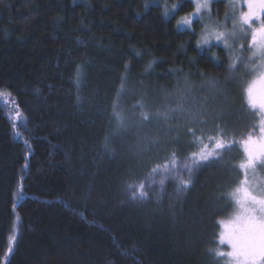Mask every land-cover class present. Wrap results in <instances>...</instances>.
Instances as JSON below:
<instances>
[{
  "label": "trees",
  "instance_id": "1",
  "mask_svg": "<svg viewBox=\"0 0 264 264\" xmlns=\"http://www.w3.org/2000/svg\"><path fill=\"white\" fill-rule=\"evenodd\" d=\"M226 4L183 27L192 0H0V89L11 93L0 99V264L13 228L6 264H226L210 250L225 251L217 222L233 212L224 197L243 179L241 152L183 192L151 174L172 151L179 166L198 150L192 132L222 125L232 140L258 123L238 87L252 79L251 33ZM122 83L123 125L112 107ZM141 182L148 198L130 200L127 184Z\"/></svg>",
  "mask_w": 264,
  "mask_h": 264
},
{
  "label": "snow or ice",
  "instance_id": "2",
  "mask_svg": "<svg viewBox=\"0 0 264 264\" xmlns=\"http://www.w3.org/2000/svg\"><path fill=\"white\" fill-rule=\"evenodd\" d=\"M196 5V12L190 14L198 17L201 8L208 7V0H192ZM247 11L239 17L240 31L243 39L247 41V34L251 33L250 41H247V50L251 55L243 62L245 74L252 77L250 80H241L238 85L243 101L241 110L247 109L250 114L258 118V123L250 125L251 130L247 134H241L239 139L228 140V132L222 125H217L212 135L201 134L196 137L192 132L193 145L197 151L190 152L182 164L178 166L176 151L170 153L169 158L163 164H156L151 168V174L163 171L165 178H171L177 182V191L183 192L192 184V178L206 165L218 163L226 151L235 148L241 152V159L235 169L243 175L238 184L227 192L224 199L226 208H233L232 214L227 220L218 221L221 225L219 244L227 245L228 250H210L218 257L226 258V264H264V182L254 183L249 180V173L256 174L258 169L264 170V0H242ZM167 15V13H166ZM227 18V17H226ZM183 24H189V17L182 18ZM258 24V26H257ZM235 36V32L230 34ZM217 40H224L226 47H230L223 32L215 34ZM204 43H208L205 36ZM243 47V45H242ZM230 72L235 73L237 65L235 61L229 65ZM79 84V80H77ZM124 90L123 83L117 92L116 102L113 103V115L123 125V117L117 111L119 99ZM11 96L10 92L0 89V99ZM16 119H23L22 114L12 109ZM167 118V115H165ZM149 117L141 114V120L147 121ZM17 125H13L15 128ZM19 136V133H16ZM206 140V142H205ZM27 145V140L24 141ZM110 140L106 137L104 147L108 150ZM30 150V146H29ZM28 167L27 163L24 165ZM181 173L187 174V179ZM161 184L164 183L162 179ZM150 188L151 185L149 184ZM126 192L132 201H143L148 198L145 183H129ZM23 194V184L17 186L16 196L19 199ZM15 209V204H13ZM17 242L16 229L13 228L8 237L7 248L4 250L3 260L5 264L8 257L14 251Z\"/></svg>",
  "mask_w": 264,
  "mask_h": 264
},
{
  "label": "rangeland",
  "instance_id": "3",
  "mask_svg": "<svg viewBox=\"0 0 264 264\" xmlns=\"http://www.w3.org/2000/svg\"><path fill=\"white\" fill-rule=\"evenodd\" d=\"M215 1H217V0H208V7L206 9L205 8H201V10H200V12L198 14V17H192L191 16L189 18L190 22L193 21V20L200 19V17L202 16L203 13L206 14L205 12H207L209 10L211 3L215 2ZM225 1H226V3L228 4V7H229L228 8L229 10H228L227 15H226L227 18H234L233 16L240 15L242 13L243 9L246 7V5H243L242 0H225ZM246 11H247V9H246ZM225 20H227V19H225ZM236 20L237 19H234L233 21H236ZM228 22H226V27H227V23ZM189 24H183L182 23L181 25L183 27H187V26H189ZM220 27H224V26L221 25ZM233 32H236V31H232L231 33H233ZM249 180L254 182V183L264 182V170L258 169L255 175H253L252 173H249ZM222 246L225 249V251L228 250V246L227 245H222Z\"/></svg>",
  "mask_w": 264,
  "mask_h": 264
}]
</instances>
